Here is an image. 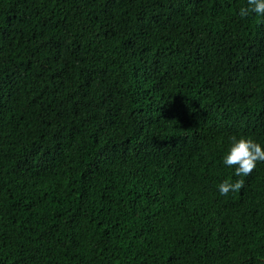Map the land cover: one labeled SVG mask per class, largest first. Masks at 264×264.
Listing matches in <instances>:
<instances>
[{
    "label": "trees",
    "instance_id": "1",
    "mask_svg": "<svg viewBox=\"0 0 264 264\" xmlns=\"http://www.w3.org/2000/svg\"><path fill=\"white\" fill-rule=\"evenodd\" d=\"M246 4L0 0V264H264V162L223 164L264 149Z\"/></svg>",
    "mask_w": 264,
    "mask_h": 264
},
{
    "label": "clouds",
    "instance_id": "2",
    "mask_svg": "<svg viewBox=\"0 0 264 264\" xmlns=\"http://www.w3.org/2000/svg\"><path fill=\"white\" fill-rule=\"evenodd\" d=\"M250 14L264 16V0H247L246 6L239 9L238 15L243 19ZM231 145L223 157V164L228 168H234L237 177H247L256 168L258 162H264V149L251 138L231 137ZM244 180L238 179L232 182L224 180L218 186L221 196H227L230 192H238L244 187Z\"/></svg>",
    "mask_w": 264,
    "mask_h": 264
}]
</instances>
